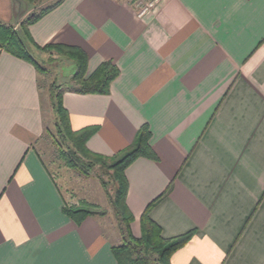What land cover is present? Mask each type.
Segmentation results:
<instances>
[{
    "label": "crops",
    "instance_id": "crops-1",
    "mask_svg": "<svg viewBox=\"0 0 264 264\" xmlns=\"http://www.w3.org/2000/svg\"><path fill=\"white\" fill-rule=\"evenodd\" d=\"M32 9L0 0V22L22 34ZM28 33L83 49L87 74L117 65L108 94L64 91L62 102L104 156L148 125L157 160L125 169L133 235L162 194L149 212L162 235L194 231L170 264H264V0H158L142 15L120 0H63ZM43 131L35 67L0 50V264H118L109 220L62 211L35 145Z\"/></svg>",
    "mask_w": 264,
    "mask_h": 264
},
{
    "label": "trees",
    "instance_id": "trees-1",
    "mask_svg": "<svg viewBox=\"0 0 264 264\" xmlns=\"http://www.w3.org/2000/svg\"><path fill=\"white\" fill-rule=\"evenodd\" d=\"M28 6L34 7L20 22L22 34L11 25L0 22V50H5L21 59L30 62L37 74L45 73V66L40 63L33 50L43 53L54 52L59 61L72 66V73L61 76L60 82L50 83L51 106L55 114L54 131L50 133L51 141L55 145L58 157L70 168L84 174H89L92 168L98 167L102 173L98 179L107 195L111 206L116 228L120 237L117 244L111 245V252L118 264H170V257L174 251L183 246L193 235L194 231L173 237L162 235V229L149 216V212L162 194L150 201L140 215V235L135 236L131 231L134 219L126 203L128 182L125 175L126 167L139 156L157 160L149 139L151 132L147 124H143L136 133L132 144L113 156H104L90 151L86 141L95 131L94 127L78 130L71 128L69 113L62 102L64 91L77 93L108 94L111 82L118 75V67L111 59L103 60L92 72L87 74L88 57L86 52L78 46L63 43H46L38 45L28 33V26L46 13L57 7L63 0H53L42 4L44 0H22ZM52 56H49L48 59ZM38 88L40 83L38 81ZM108 176L104 179L103 176ZM108 181L112 188H108ZM62 211L76 223H80L95 211L92 205L80 200L67 205L64 203Z\"/></svg>",
    "mask_w": 264,
    "mask_h": 264
},
{
    "label": "rangeland",
    "instance_id": "rangeland-1",
    "mask_svg": "<svg viewBox=\"0 0 264 264\" xmlns=\"http://www.w3.org/2000/svg\"><path fill=\"white\" fill-rule=\"evenodd\" d=\"M53 0H44L42 4L51 2ZM34 9V7H33ZM37 60L42 63L46 72L38 74V81L40 83V95L42 100V107L44 112V131L35 145L48 169L56 177V181L61 188L63 194L68 199L65 204L71 205L77 203L80 200L86 201L92 205V209L95 213L99 214V220L104 222L106 226L107 220L109 230L116 229L114 216L112 213L111 206L108 202L107 195L98 179V175L102 172L98 167L91 169L89 174H84L76 169L70 168L64 164V162L58 157V153L55 145L51 141L50 133H53L54 126L53 121L55 114L51 106V94L49 90L50 83L53 81L60 82L61 76H68L72 71V66L68 63L59 61L54 52H37L32 49ZM49 56H52L48 59ZM104 179H108V176L104 175ZM108 188H112V182L108 181ZM118 234V233H117ZM119 238V235H118Z\"/></svg>",
    "mask_w": 264,
    "mask_h": 264
},
{
    "label": "built area",
    "instance_id": "built-area-1",
    "mask_svg": "<svg viewBox=\"0 0 264 264\" xmlns=\"http://www.w3.org/2000/svg\"><path fill=\"white\" fill-rule=\"evenodd\" d=\"M131 5L138 15L152 8L158 0H120Z\"/></svg>",
    "mask_w": 264,
    "mask_h": 264
},
{
    "label": "water",
    "instance_id": "water-1",
    "mask_svg": "<svg viewBox=\"0 0 264 264\" xmlns=\"http://www.w3.org/2000/svg\"><path fill=\"white\" fill-rule=\"evenodd\" d=\"M21 5L23 4V1L22 0H17Z\"/></svg>",
    "mask_w": 264,
    "mask_h": 264
}]
</instances>
